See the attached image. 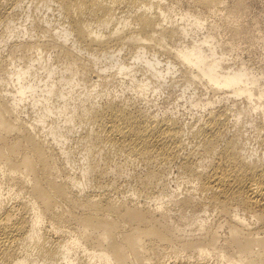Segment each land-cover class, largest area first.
I'll list each match as a JSON object with an SVG mask.
<instances>
[{"label":"bare ground","instance_id":"obj_1","mask_svg":"<svg viewBox=\"0 0 264 264\" xmlns=\"http://www.w3.org/2000/svg\"><path fill=\"white\" fill-rule=\"evenodd\" d=\"M247 3L0 0V264H264V26ZM165 82L200 112L187 139L140 105ZM105 147L146 163L145 196L174 166L199 197L111 194Z\"/></svg>","mask_w":264,"mask_h":264},{"label":"rangeland","instance_id":"obj_2","mask_svg":"<svg viewBox=\"0 0 264 264\" xmlns=\"http://www.w3.org/2000/svg\"><path fill=\"white\" fill-rule=\"evenodd\" d=\"M247 6H248V12L247 18L249 19L250 15H255L254 18L258 17L259 14L260 18L257 19L259 22V26H264V0H247ZM41 8V9H40ZM39 9L36 10V14L38 16H42L43 12L51 13L50 9H45L43 6H40ZM50 10V11H49ZM261 10H263L261 12ZM251 13V14H250ZM50 15V14H49ZM249 15V16H248ZM53 19V16H51ZM244 57H246V54L242 53ZM231 62V61H228ZM169 83H163L162 87L157 90L155 93H151L150 91H147L146 96H143L141 94L139 95V98L143 96V99L140 101V105L144 107H148V111L154 114L162 115V113H166L172 116H175L178 118L181 125H183V128L186 127V134L185 138L187 137L188 130L194 129L198 122L197 118L199 117L200 112H198L196 106L195 108L187 104L184 100V98H180L179 94L182 91L180 83H173V86H168ZM120 87L116 83H111L108 85L100 86L96 90L101 93V98L97 97L93 99L94 102H99L101 99H103L104 95L103 93L106 92H114L115 90H119ZM126 93V94H125ZM194 93H198V90H193L191 87L189 90H185V95L191 96V94L194 95ZM156 94V95H155ZM124 95L135 97V93L131 91L129 88H125ZM207 95H202V97H205ZM176 101V102H175ZM185 102V104H184ZM233 117L230 118V130L231 132L233 129L240 130L239 140L243 144L245 148L250 150L253 153H260L261 147L259 145V138L257 135V127L250 122V117H245L243 119H239L238 122L233 125L232 120ZM88 125V123H86ZM196 124V125H195ZM191 125L194 126V128L190 127ZM187 139V138H186ZM69 147H75V143L73 141H68ZM71 145V146H70ZM79 148L76 150V152L73 154L72 157V166L73 169L76 172H79L80 166H81V153H83L84 149L82 145H78ZM107 155L111 158V161L109 165L113 167L112 171L108 173V178H114L116 180L115 185L118 187V193L111 192V194H119V195H127L131 192L137 193V195L140 196V199L149 201L151 204L155 203L156 201L160 200L164 202H168L171 198H173V194L178 193L177 197H182L185 194H188L190 192H193L195 196L199 195L196 193L195 190H193V182L190 181L185 174L181 173L179 170H177L174 166H169L167 169L166 174L162 177L159 182H162L163 184H160L159 186L156 185L154 190L159 191L161 188H163L162 194H160L159 199L154 200L153 194L150 193L148 196H145L143 192H139L136 189L135 181H134V174L143 172L147 169V165L145 162L141 160H130V156L126 153L118 151L116 148H104ZM119 170V172H117ZM92 188V186H91ZM108 188H111V185L108 186ZM156 194V192H154ZM207 215L206 213H202L201 215ZM210 219V217L208 218Z\"/></svg>","mask_w":264,"mask_h":264}]
</instances>
